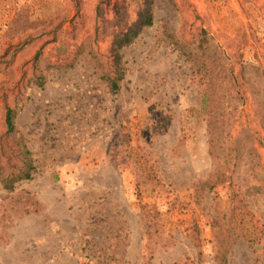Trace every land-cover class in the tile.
<instances>
[{"label": "rangeland", "instance_id": "rangeland-1", "mask_svg": "<svg viewBox=\"0 0 264 264\" xmlns=\"http://www.w3.org/2000/svg\"><path fill=\"white\" fill-rule=\"evenodd\" d=\"M149 1L153 25L120 50L111 94L99 78L111 42ZM199 29L213 46L190 44L188 59L164 41L190 43ZM214 47L222 68L207 58ZM234 62L264 70V0H0V264H55L62 245L80 264H264V149L240 166L237 196L213 186L200 106ZM200 63L212 78L195 73ZM217 92L208 107L227 95ZM229 113L233 136L264 138L247 93ZM28 161L31 178L17 181Z\"/></svg>", "mask_w": 264, "mask_h": 264}, {"label": "trees", "instance_id": "trees-1", "mask_svg": "<svg viewBox=\"0 0 264 264\" xmlns=\"http://www.w3.org/2000/svg\"><path fill=\"white\" fill-rule=\"evenodd\" d=\"M150 6V1L144 3L142 7L140 5L135 21L125 32L115 35L111 42L112 50L110 53L113 66L109 67L106 71L100 69L99 76L100 80L106 84V88L111 94L118 93L125 75L120 50L133 43L144 28L153 25V15ZM196 35L198 40L195 39L190 43H183L182 41L177 42L175 40V35L166 32L164 41L167 42L166 44L168 46L171 44V46L181 52L185 59H188L191 52L190 44H197L196 48L201 50L202 48L213 46L210 44V39L207 37L204 30L199 29ZM38 55L39 53H36L34 62L37 61ZM207 58H211L210 63L213 64L215 68H222L224 66V60L226 59L223 52L216 47L213 48L212 54H210L209 57L207 56ZM207 58L206 60H208ZM200 64L199 66L196 64L195 73L212 78V72H216V70H207V66H204L203 63ZM236 64H238V62H234L232 67L226 71V73L229 72L228 75L226 74V76H228L227 87L218 86L217 88L227 95H221L212 99L214 105L210 104L208 107L206 101L210 99L211 95H217L218 93L214 86L209 88V94H207V92L202 94L200 104L202 110L208 113V154L211 160L212 174L215 177L213 186L228 183L232 198L237 196L242 188L239 182L240 166L258 163L261 160L258 149H264V138L258 139L250 129L242 128L235 136H233L230 131V125H232V123H229V117L231 115L229 112L235 111L238 104L243 103L244 94L247 93L255 104V114L258 118L261 130L264 132V70L257 69L253 66L245 67V65L241 64L236 71L234 68ZM48 70L49 67H46V71ZM221 72H217L216 75H220ZM43 81L44 75L41 72H39L38 76L35 75L36 86L42 88ZM221 98L222 101L220 100ZM225 100H227V102ZM207 108L210 109L207 111ZM228 108H231L229 112H227ZM212 110H214L213 113ZM16 114V107L6 108L4 115L5 135L10 138L14 137L16 134ZM17 147L18 154H22L24 157H30V152L23 142L19 141V146ZM32 171H34V167L32 163L28 161L25 169L16 177V180H29ZM2 184L4 188L8 190L12 189L10 183L3 181Z\"/></svg>", "mask_w": 264, "mask_h": 264}, {"label": "crops", "instance_id": "crops-1", "mask_svg": "<svg viewBox=\"0 0 264 264\" xmlns=\"http://www.w3.org/2000/svg\"><path fill=\"white\" fill-rule=\"evenodd\" d=\"M65 220V219H64ZM62 219L59 221H55L54 223L51 224L50 228L53 231V233L56 234V236L60 237L63 236L64 233L66 231H62L63 229H65V227L63 228L62 225ZM67 243L65 245V249H66ZM59 247V251H58V256H56L55 258V264H62V263H67V264H80L79 260L77 259L76 256H73L72 254H69L67 252V250H63L62 251V246H58ZM61 247V249H60ZM61 252V253H60Z\"/></svg>", "mask_w": 264, "mask_h": 264}]
</instances>
